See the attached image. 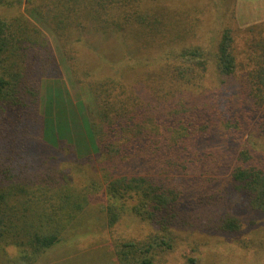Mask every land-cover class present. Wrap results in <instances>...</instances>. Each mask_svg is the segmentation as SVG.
<instances>
[{
  "label": "trees",
  "instance_id": "16d2710c",
  "mask_svg": "<svg viewBox=\"0 0 264 264\" xmlns=\"http://www.w3.org/2000/svg\"><path fill=\"white\" fill-rule=\"evenodd\" d=\"M172 1L28 0L64 61L79 64L91 82L97 122L83 102L72 103L57 81L49 82L59 68L41 31L23 17H0V251L38 259L103 181L109 226L130 214L153 227L146 239L117 247L118 264H154L156 252L176 245L186 197L180 175L214 158L206 145L219 141L216 128L234 132L255 115L264 133V23L239 61L230 28L197 38L187 17L195 8ZM111 49L127 58L114 74L88 67ZM251 152L237 154L227 180L236 206L264 222V164ZM96 159L99 180L79 188L74 176L84 171L74 169ZM217 230L234 236L238 221L227 216ZM251 238L235 239L230 250L262 264L264 246Z\"/></svg>",
  "mask_w": 264,
  "mask_h": 264
},
{
  "label": "rangeland",
  "instance_id": "374dc122",
  "mask_svg": "<svg viewBox=\"0 0 264 264\" xmlns=\"http://www.w3.org/2000/svg\"><path fill=\"white\" fill-rule=\"evenodd\" d=\"M184 1H187L188 7L195 8L187 17L189 26L194 25L197 38H202V33L213 32H217L219 37L224 28H230L237 44L239 61L240 58H244L241 54L246 49V45L256 39L260 30L259 24L264 23V0H234L225 4L221 0ZM5 3L0 6L1 18L12 20L23 17L49 40L59 68L58 78H53L49 82L57 81V85L62 86L68 93L72 103L83 102L86 114L97 122L95 116L98 114V106L88 87L91 82L81 76L79 64L75 66L64 61L53 34L34 17L28 0H7ZM181 3L183 2L173 0L171 4L180 6ZM198 43L201 45L202 41L198 40ZM107 45L105 47L108 49L113 47L111 43ZM105 52L107 51H100V58L95 64L93 60L92 64L87 63V65L88 67L100 65L104 75L108 76L114 74L111 72L113 69L119 70L120 64H124L127 58H122L123 55L117 53V49L109 53ZM90 58L94 59L89 57L87 61ZM236 80L239 81L240 78ZM210 81L214 80L210 77ZM258 117L255 118L254 115L253 121L249 124L240 121L238 128L230 133L218 126L214 134L215 136L216 133L218 134L219 141L206 145V151L211 152L214 158H207L203 164L200 163L198 167L180 175V184L185 185L186 197L180 212L176 245L172 251H155L154 264H253L249 263V257L242 260L237 254H233L235 251L232 252L230 247L235 239L248 240L250 237L256 244L264 246V222L252 211L236 206L239 199L231 192L229 187L231 183L228 182L227 177L237 154L244 148H249L255 160L264 164V133L257 127ZM95 158L97 155L94 156ZM97 159L93 165L80 162V165L74 169V173L78 169L84 171L74 176L81 184L79 188H90L89 182L92 178L99 180ZM175 180L172 182L183 190L182 185ZM97 186L90 202L67 227L60 241L38 259L31 261L32 263L118 264L115 253L121 243L130 240L141 241L153 233V227L140 222L130 214H121L118 223L109 226L105 183L101 181ZM131 205L132 202L126 203V206ZM227 216L234 217L238 221V234L234 236L217 230L220 220ZM191 260L194 263H191ZM29 261L16 249L0 251V264H30Z\"/></svg>",
  "mask_w": 264,
  "mask_h": 264
}]
</instances>
